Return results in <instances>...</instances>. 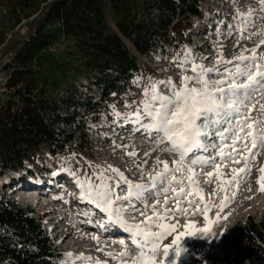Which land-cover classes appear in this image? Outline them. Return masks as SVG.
Here are the masks:
<instances>
[{"label": "rangeland", "instance_id": "obj_1", "mask_svg": "<svg viewBox=\"0 0 264 264\" xmlns=\"http://www.w3.org/2000/svg\"><path fill=\"white\" fill-rule=\"evenodd\" d=\"M27 1L0 0V102L10 97L9 91L4 87L10 71L4 70V66L11 64L14 55V51L2 53V47L8 43L9 34L15 33L17 29L25 35L27 28L33 24L45 5L43 0ZM248 3L249 0H240L237 6L244 9ZM142 6L143 0H105L102 14L107 30L120 36L117 30L118 21L127 12L139 13ZM197 11L198 16H193L186 8L182 16L174 17L166 32L167 41L146 54L137 52L127 39L120 36L135 58L138 72L127 86H117L114 92L108 91L105 94H101L100 88L92 83L91 76L84 66L83 55L77 47V39L72 35L63 34L57 23L43 27V32L51 36V42L38 52L32 63L31 78L43 91L45 98L60 102L58 112L69 120V123H61L56 128L62 132L59 134L61 140L67 138L68 142L62 150L57 149L55 153H51L50 148L43 145L37 153L35 164L32 166L25 163V170L0 171V193L6 194L5 197L19 206L33 209L41 217L43 227L48 231L61 255L56 264H60L64 259L63 254L67 252L74 255L83 253L92 257V264H96L97 260L101 264H118L117 260L105 255L108 252L119 254L128 251L135 255L130 238L123 230L108 226L106 231L100 227V224L106 223V216L92 205L78 199L79 189L75 184V178L62 169L70 167L81 172L87 168L89 162L92 165H113L135 180L138 177L128 172V169L134 168V164L147 160L145 170H150L156 157L171 161L172 157L161 152L144 129L115 118L110 106L116 105L117 111L125 112L126 102L140 101L143 98L140 90L133 85V80L137 77L153 76L165 79L170 76L173 80H178V73L171 70L169 64L177 49L182 46H186L194 53L211 57L215 55L214 45L222 43L227 58L236 54L238 51L234 47L236 40L225 37L226 23L231 21L234 13L229 0H200ZM220 21L226 23L220 25V31L217 32ZM259 23L264 24V21ZM245 45L249 48L254 46L251 42H242L240 47ZM260 102L264 103V99ZM119 145L128 147L121 149L117 147ZM126 151H134L137 156L128 157L125 155ZM145 153L149 155L146 156ZM233 167L241 168L245 167V164L244 162L229 164L228 167L222 168L224 179L234 175L231 172ZM262 167L264 148L260 149L255 158L249 159L247 168L250 171L246 179H241L239 187L228 188L230 200L221 213L220 223L208 225L214 235L198 234L196 237H183L182 244L188 251L182 254L177 264H208L212 255L218 253L228 240L242 231L248 216L255 218L264 216V192L260 191L258 183L260 177L264 176V173L260 172ZM211 170L204 169L205 172ZM204 179L205 177H200L199 181L205 199L208 200L209 194L213 193L217 185L215 178L211 185H205ZM29 189H35V192L24 199L23 193ZM233 194L235 198L231 199ZM223 197L224 193L212 197L217 206L208 213L211 221L216 220L219 200ZM86 212H90L91 215L85 216ZM139 219L142 218L137 217V220ZM176 219L179 220L177 232L186 231L184 225L188 222H194L199 228L207 223L201 215L195 217L177 215ZM176 219L169 222L175 223ZM89 220L93 222L90 223ZM93 235L100 238L99 244L92 239ZM119 235L124 237L122 240L125 241L127 248L119 243L117 238ZM173 238L174 236L168 237L162 244L170 243ZM98 247L103 248V252L97 251ZM160 259H163L162 251L157 258V264ZM76 264L84 262L77 261Z\"/></svg>", "mask_w": 264, "mask_h": 264}, {"label": "snow or ice", "instance_id": "obj_2", "mask_svg": "<svg viewBox=\"0 0 264 264\" xmlns=\"http://www.w3.org/2000/svg\"><path fill=\"white\" fill-rule=\"evenodd\" d=\"M229 2L234 9L231 21H220L216 31L226 23L225 37L236 40V54L227 58L222 43L214 45L215 55L211 57L182 46L169 64L178 73V80L170 76L137 77L133 85L143 98L126 102L125 112L117 111L116 105L110 106L115 118L144 129L160 151L172 157L171 161L156 157L150 170H145L147 160L134 164L128 172L138 177L135 180L113 165L89 162L81 172L70 167L62 169L75 178L78 199L106 216V223L100 227L107 231L108 226H115L130 238L135 255L128 251L105 253L118 264H157L161 251L163 259L159 264H177L188 251L182 244L183 237L214 235L208 225L220 223L230 200L228 188L239 187L250 171L249 159L264 148V103L260 102L264 99V24L259 23L264 21V0H249L244 9L237 6L240 0ZM242 42L254 46L240 47ZM125 155L135 157L137 153L126 151ZM241 162L245 167L231 168L234 175L224 179L222 168ZM205 168L212 170L205 172ZM260 172L264 173V167ZM200 177H205V185H211L215 178L217 187L208 200ZM258 183L264 192V176ZM219 193H224V197L219 200L216 220L211 221L208 213L217 206L212 197ZM234 198L233 194L231 199ZM177 215H201L207 223L199 228L188 222L184 225L186 231L177 232ZM173 219L176 222L170 223ZM172 236L170 243L162 244ZM92 239L99 244L98 236L93 235ZM119 243L127 248L124 240ZM97 251L103 252V248L98 247ZM63 256L60 264H92L93 260L83 253L67 252ZM96 264L101 262L97 260Z\"/></svg>", "mask_w": 264, "mask_h": 264}, {"label": "trees", "instance_id": "obj_3", "mask_svg": "<svg viewBox=\"0 0 264 264\" xmlns=\"http://www.w3.org/2000/svg\"><path fill=\"white\" fill-rule=\"evenodd\" d=\"M104 1L43 0L45 5L26 34L19 29L9 34L8 43L2 47V53L14 51V55L11 64L4 66L10 71L4 85L10 97L0 102L1 172L25 170V163L35 164L43 145L55 153L68 142L67 138L61 140L62 132L56 128L69 123L58 112L60 102L45 98L31 78L33 61L51 42V36L43 32L45 25L57 23L63 34L77 39L92 83L105 94L117 86H127L138 72L136 60L121 37L140 54L149 53L167 41L172 19L182 16L184 9L198 16L200 0H143L139 13L127 12L118 21L121 37L107 30ZM4 195L0 193V264L58 263L61 255L41 217ZM208 264H264V216H248L242 231L212 255Z\"/></svg>", "mask_w": 264, "mask_h": 264}, {"label": "bare ground", "instance_id": "obj_4", "mask_svg": "<svg viewBox=\"0 0 264 264\" xmlns=\"http://www.w3.org/2000/svg\"><path fill=\"white\" fill-rule=\"evenodd\" d=\"M33 192H35V189H29V190H26L25 193H27L26 195L28 196L29 194H32ZM25 195V194H24ZM118 241L122 240L124 237H122V235H119L118 237ZM119 238H121L119 240Z\"/></svg>", "mask_w": 264, "mask_h": 264}]
</instances>
